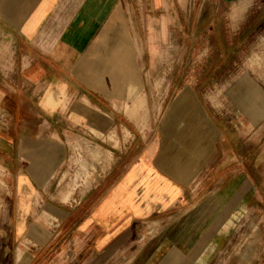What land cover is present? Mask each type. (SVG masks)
I'll return each mask as SVG.
<instances>
[{
  "label": "crops",
  "instance_id": "obj_1",
  "mask_svg": "<svg viewBox=\"0 0 264 264\" xmlns=\"http://www.w3.org/2000/svg\"><path fill=\"white\" fill-rule=\"evenodd\" d=\"M162 4L152 0L154 8ZM136 5L132 0H0V47L5 46L0 116L7 118L0 120V166L11 182L0 198V264H50L52 245L66 242L107 255L123 250L128 264H159L176 247L184 262L208 224L192 232L182 220L168 227L170 232L162 230L220 176L212 166L220 132L197 109L173 114L166 138L177 133L176 144L141 152L86 211L74 210L50 191L73 132L89 114L103 105L111 110L108 118L138 113L132 105L141 101L145 87L143 13ZM6 50L10 59L3 56ZM33 111L42 118L37 124L27 120ZM187 120L199 140L185 148L190 137L182 123ZM234 183L238 190L230 195L242 198L248 187L240 177ZM226 188L214 195V213L224 207L220 197L227 196ZM147 221L154 232L144 226Z\"/></svg>",
  "mask_w": 264,
  "mask_h": 264
},
{
  "label": "rangeland",
  "instance_id": "obj_2",
  "mask_svg": "<svg viewBox=\"0 0 264 264\" xmlns=\"http://www.w3.org/2000/svg\"><path fill=\"white\" fill-rule=\"evenodd\" d=\"M188 1L162 0L163 4L154 8L152 0H132L143 13L139 23L145 91L141 101L132 105L138 113L109 119L106 115L111 110L103 105L89 114L83 127L73 132L67 158L50 191L60 194L74 210L86 211L94 196L114 183L141 152L161 143L176 144L177 133L166 138L173 114L197 109L198 115L204 113L220 132L218 153L212 159L213 168H219L214 174L220 176L217 180L212 177L193 204L162 225L164 231L183 220L196 232L208 222L196 235L186 260L180 261L175 247L159 264H264V0ZM2 50L5 46L0 47V55ZM3 56L10 59V51ZM33 114L27 120L37 124L42 118L36 111ZM98 117L106 118L107 127L92 134L90 127ZM0 120L5 123L7 118L0 116ZM182 126L190 137L185 148L196 144L199 139L191 121ZM236 177L248 187L242 198L230 195L238 190ZM7 178L0 166V198L11 187ZM225 187L228 194L220 197L224 207L214 213V195ZM193 210L191 219L185 220ZM57 221L51 219L54 224ZM249 244L255 246L254 252L248 250ZM52 246L50 264L129 262L123 250L107 255L93 253L89 245L66 242Z\"/></svg>",
  "mask_w": 264,
  "mask_h": 264
},
{
  "label": "bare ground",
  "instance_id": "obj_3",
  "mask_svg": "<svg viewBox=\"0 0 264 264\" xmlns=\"http://www.w3.org/2000/svg\"><path fill=\"white\" fill-rule=\"evenodd\" d=\"M181 3H186L188 0H179ZM190 1V0H189ZM188 1V2H189ZM187 4V3H186ZM191 5H192V3H191ZM186 6V5H185ZM107 121H106V118L105 117H101V118H97V121L95 122V123H93V125H91V127H90V130H91V132H92V134H95L96 133V131L98 130V131H103V129L104 128H106L107 127ZM66 174V173H65ZM67 175V174H66ZM63 178V177H62ZM64 184V183H63ZM62 186V184H61V181H60V185H59V188ZM62 189V188H61ZM156 228V227H155ZM256 228H258V227H256ZM148 229H149V232L150 233H152V232H154V224H148ZM252 229H254V228H252ZM251 229V230H252ZM260 231V230H259ZM249 235V234H248ZM248 235H247V237H248ZM245 238V237H244ZM258 238V237H257ZM256 238V239H257ZM250 241H251V239H250ZM253 241H256V240H253ZM248 242H249V240H248ZM252 242V241H251ZM258 242V241H257ZM247 243V242H246ZM256 244V243H255ZM244 245H245V243H244ZM237 246V245H236ZM246 246V245H245ZM248 247V246H247ZM259 247V246H258ZM254 248H255V246L253 247V245L251 246V244H249V248H248V250H250V251H253L254 252ZM257 249V248H256ZM242 250H244V249H242ZM246 250V249H245ZM260 250V249H259ZM258 250V251H259ZM241 252V251H240ZM245 253V252H244ZM239 254V253H238ZM241 254V253H240ZM240 254H239V256H240ZM250 255V254H249ZM244 256V255H243ZM245 256H246V254H245ZM258 256V255H257ZM247 257V256H246ZM253 257H256V256H253ZM243 258H245V257H243ZM239 259V258H238ZM243 260V259H242ZM248 260V259H247ZM246 260V261H247ZM244 262V261H243ZM245 264H247V263H245Z\"/></svg>",
  "mask_w": 264,
  "mask_h": 264
}]
</instances>
